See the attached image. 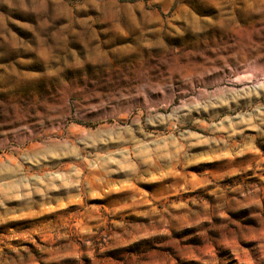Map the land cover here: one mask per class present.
Instances as JSON below:
<instances>
[{
	"label": "clouds",
	"instance_id": "clouds-1",
	"mask_svg": "<svg viewBox=\"0 0 264 264\" xmlns=\"http://www.w3.org/2000/svg\"><path fill=\"white\" fill-rule=\"evenodd\" d=\"M0 264H264V0H0Z\"/></svg>",
	"mask_w": 264,
	"mask_h": 264
}]
</instances>
